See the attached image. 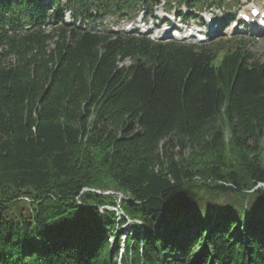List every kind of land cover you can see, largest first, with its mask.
<instances>
[{
    "label": "trees",
    "instance_id": "obj_1",
    "mask_svg": "<svg viewBox=\"0 0 264 264\" xmlns=\"http://www.w3.org/2000/svg\"><path fill=\"white\" fill-rule=\"evenodd\" d=\"M159 4L0 0V264H264V60L102 24Z\"/></svg>",
    "mask_w": 264,
    "mask_h": 264
},
{
    "label": "rangeland",
    "instance_id": "obj_2",
    "mask_svg": "<svg viewBox=\"0 0 264 264\" xmlns=\"http://www.w3.org/2000/svg\"><path fill=\"white\" fill-rule=\"evenodd\" d=\"M163 4L167 1V0H162ZM163 4H161L158 8H157V12H159L160 10H163L167 13L170 14H174V12L176 10H178V8H176L178 6V1H174L173 2V9H167L165 7H163ZM248 6H256V7H262L264 8V0H222V4L221 7H223V9H221L222 13H225V11H227V13L230 12H234V10L238 9V10H246L248 8ZM163 7V9H161ZM182 8V7H181ZM184 8V7H183ZM198 8L197 10H195V13H199L200 15H202V20H203V13L206 11L205 8ZM214 10H218V8H214ZM220 11V10H219ZM131 19L134 18V14H132ZM140 17V15H139ZM139 19V18H138ZM136 20V16L132 21ZM200 20L199 23L202 21ZM151 20L148 21V23H150ZM198 20H195L194 18L190 21V25L192 26V28H201V29H206V27L204 25H199ZM127 24H132V22L130 20L127 19H118L116 17H109L107 19L103 20V25L109 29H113V28H127V27H131V26H127ZM127 26V27H126ZM191 29V28H190ZM161 29L158 28L153 36H157L159 34V31ZM201 33V32H200ZM202 34V33H201ZM222 40L223 42H225V47L227 49V47L232 48L233 50H235L236 48L241 49L244 53H246V56L250 57L251 60H264V35L263 34H258L257 36L254 37H244V35H234L233 37L229 38L228 35L227 36H222L220 38H217ZM242 40V42L240 41ZM225 48H222V50H226ZM127 63H129V61H127ZM96 192H98L99 194L102 195H113L116 196L118 198L123 197L121 194L117 193V192H113V190L111 189H105V190H96Z\"/></svg>",
    "mask_w": 264,
    "mask_h": 264
},
{
    "label": "bare ground",
    "instance_id": "obj_3",
    "mask_svg": "<svg viewBox=\"0 0 264 264\" xmlns=\"http://www.w3.org/2000/svg\"><path fill=\"white\" fill-rule=\"evenodd\" d=\"M249 7V10L253 7V6H248ZM221 23H223V21H221ZM222 28V26H219L217 29H215V30H217V32L220 30ZM162 33L161 34H163V35H166L167 34V32L166 31H161ZM213 32H207V33H202V35L204 36V38H207V37H209V35L210 34H212ZM249 33V32H248Z\"/></svg>",
    "mask_w": 264,
    "mask_h": 264
}]
</instances>
